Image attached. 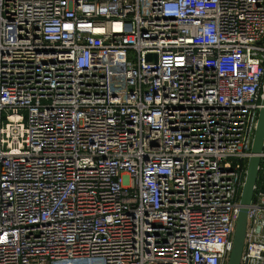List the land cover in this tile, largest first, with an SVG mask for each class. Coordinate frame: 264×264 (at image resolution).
I'll return each mask as SVG.
<instances>
[{
	"label": "built area",
	"instance_id": "2783aa9c",
	"mask_svg": "<svg viewBox=\"0 0 264 264\" xmlns=\"http://www.w3.org/2000/svg\"><path fill=\"white\" fill-rule=\"evenodd\" d=\"M263 89L264 0H0V264H228Z\"/></svg>",
	"mask_w": 264,
	"mask_h": 264
},
{
	"label": "water",
	"instance_id": "95a60500",
	"mask_svg": "<svg viewBox=\"0 0 264 264\" xmlns=\"http://www.w3.org/2000/svg\"><path fill=\"white\" fill-rule=\"evenodd\" d=\"M261 104H262V109L259 112L257 127L255 130V135L252 145L253 157L249 160L248 163L247 176L241 196L240 204L243 208L237 220V226L233 237V247L228 264H240V260L244 250V242H245L246 228H247V214H246V209L244 207L249 206L253 198L254 187L256 184L258 167L260 163L259 155L263 151V144H264V89H263V100Z\"/></svg>",
	"mask_w": 264,
	"mask_h": 264
}]
</instances>
